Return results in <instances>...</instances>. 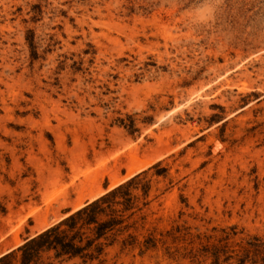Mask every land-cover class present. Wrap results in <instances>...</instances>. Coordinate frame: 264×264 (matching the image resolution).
Returning a JSON list of instances; mask_svg holds the SVG:
<instances>
[{"label": "rangeland", "instance_id": "obj_1", "mask_svg": "<svg viewBox=\"0 0 264 264\" xmlns=\"http://www.w3.org/2000/svg\"><path fill=\"white\" fill-rule=\"evenodd\" d=\"M125 147L153 162L104 179L114 228L28 264H264V0H0V258L78 211L16 235L45 181Z\"/></svg>", "mask_w": 264, "mask_h": 264}, {"label": "bare ground", "instance_id": "obj_2", "mask_svg": "<svg viewBox=\"0 0 264 264\" xmlns=\"http://www.w3.org/2000/svg\"><path fill=\"white\" fill-rule=\"evenodd\" d=\"M110 152L108 151V153ZM86 153L87 152L82 153L77 157L79 159L82 155L80 160H78L79 163L77 162L78 164H76L74 158L69 161L72 169L70 175H65L63 172L61 173V170L57 173L56 170L57 176L54 180L51 181V179H48L45 182L43 181L44 183L42 185L44 187V192L39 193L40 199L35 200L34 197L30 199V203L22 205L20 211L16 214L19 225L17 228H14V230L12 228L13 231H16V235L17 232L23 229L29 217H33L35 221L33 230L41 233L52 225L50 222L51 217L58 219L60 209L72 207L77 211L85 205L86 200L94 201L99 196L103 195L104 191L102 189V184L106 177H108L111 183V188H114L132 177L138 171L148 167L153 162L151 159L150 161L140 162L138 149L131 147H125L123 152L119 149H115L113 153H110V156L114 155L112 158L113 160L111 159V165H109L111 160H108L102 149L100 151H94L93 160H90ZM74 156L76 157V155ZM123 157L126 159L124 160ZM83 166L86 167L85 171L82 168ZM58 168L59 167H57V169ZM123 169H126L128 172L127 176L124 178L121 176ZM45 178H47V176H45ZM27 192H29V190ZM26 195H28V193ZM9 223H12V221L9 220ZM3 233L4 232H1V236H3ZM16 235L15 238L18 241Z\"/></svg>", "mask_w": 264, "mask_h": 264}, {"label": "trees", "instance_id": "obj_3", "mask_svg": "<svg viewBox=\"0 0 264 264\" xmlns=\"http://www.w3.org/2000/svg\"><path fill=\"white\" fill-rule=\"evenodd\" d=\"M129 183L121 185L101 198L89 203L56 226L49 228L25 243L18 249V251H23V264L31 262L32 258L42 248L56 250L57 256L70 255L71 257H76L81 255L82 257H88V254L84 252L93 245L94 240L89 241L85 246H80L79 243L83 242L81 229L86 226L96 225L95 230L98 238L103 237L107 231L112 230L117 224L115 219L112 218L109 221L100 223L98 217L100 214H107L108 210L113 212L111 206L114 199L130 185ZM63 226H66L67 229L61 230ZM74 231L75 233L72 236L68 235V232ZM14 254L15 252H12L0 258V264L7 262Z\"/></svg>", "mask_w": 264, "mask_h": 264}]
</instances>
